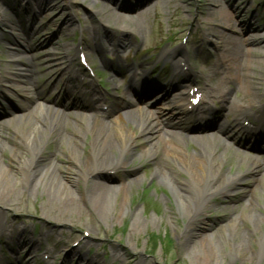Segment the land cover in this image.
Instances as JSON below:
<instances>
[{
	"label": "bare ground",
	"instance_id": "1",
	"mask_svg": "<svg viewBox=\"0 0 264 264\" xmlns=\"http://www.w3.org/2000/svg\"><path fill=\"white\" fill-rule=\"evenodd\" d=\"M167 1L170 4L174 2V0ZM28 2L33 3L31 5H34L35 10L42 11L51 8L55 0L51 4L48 0ZM156 2L157 0H107L110 6H103L96 13V23L90 28L91 31L86 26L84 29L88 36L94 32L92 42L96 43V48L101 54H105L107 50L102 42L100 43L101 40L96 37L100 34L106 35L104 38L108 40L111 47L110 53L115 60L110 66L108 63L105 65L118 75L121 74L118 70L130 71L132 86L137 89L142 103H146V100L151 98L157 90L154 86L145 87L147 86L145 83H150L149 75L153 68L150 67V63H139L137 60L130 62L127 68L125 59H129L127 57L123 60L121 56H124L123 49L139 47L136 37L144 29L149 9ZM201 15L204 24L210 27L209 33L216 39V46L221 54V56L216 55V62L211 70L216 71L218 75L220 69H225L231 71L230 75L218 76L219 80L214 84L196 75L191 68L183 72L177 63L169 69V72L168 67H164V72L162 70L159 72L160 82L168 84L166 87L168 91L174 86L186 85L185 87H188L198 82L201 114L192 115L187 109L179 112L170 109L167 112L158 113L150 108L141 107L136 110L125 105L123 101L124 103L121 104L116 103L109 114L93 115L87 118L82 114H73L74 112L71 111L72 108L81 104L78 97L65 103L63 98L46 95L45 91L53 88V85L47 84L45 85L46 90L40 88L35 92L30 90L32 87L30 83L25 84L22 90L26 93L23 102L12 113L15 115L12 119L15 127H11V131H8L14 144L20 150L7 146L5 136L7 137L8 134L5 133V129L9 126L0 125V176L4 177V180L0 178V202L7 201L9 194L13 196L21 192L26 197L36 195L41 199L40 212L45 217H51V214L54 215L61 210L72 209L97 217L105 215L110 209L114 217H120L125 193L132 187V183L141 179L138 176V169L142 166H130L134 161L138 164L140 160H149L152 163V177L167 187L170 198L179 211L178 217L182 220V229L176 237L179 238V245L182 249L188 248L190 264H213L215 259L222 258V250L231 262L238 260L237 264H264V192L258 193L257 190V187L264 186V164L257 159L245 158L243 154L230 149L223 140L225 138L235 140L242 129L247 139L250 131L240 126L241 117H247L249 110L252 109L255 114L264 113V74L258 70V66L264 68V39L250 42V47L247 48L244 40H238L237 37L222 31L223 28L235 31L230 12L223 4L215 2L209 6V9L202 11ZM7 21L6 16L0 15V26L7 24ZM12 25L16 24L12 22ZM68 25L65 21L61 29L71 32L72 29ZM212 25L218 26L221 30ZM247 26L244 24L248 30L262 31L255 23V19ZM101 27H104V31L98 30ZM35 30L29 31L33 34V39L37 34ZM9 40H15V38L11 37ZM199 41L209 43L206 37ZM84 45L86 50L90 48V45L86 43ZM91 45L93 47V44ZM180 52L181 48L165 49L158 61L173 60ZM63 56L68 58L65 54ZM258 59L259 62H257ZM67 60L72 62L71 58ZM15 61L16 63L22 62L19 59ZM48 68L51 69L52 66ZM49 72H56L58 78L66 77L65 97L67 98L72 89L71 82L76 81L77 74L59 68L49 70ZM8 74L19 78L14 70L1 74L0 93L3 92L6 84L14 81V79L7 78ZM105 75L114 81L108 73ZM86 85L90 87L93 95H100L93 80L88 81ZM144 88L146 90H142ZM231 90L242 93L245 106L231 99ZM31 91H34L35 97L28 95ZM184 94L186 91L175 95H168L167 92L154 99V102L156 104L164 102V105H169ZM128 96V92H124V100ZM194 98L193 96L191 100ZM36 101L47 102L51 105L41 107L36 104ZM133 103L137 104V101ZM208 103L213 105L209 106ZM216 103L219 107H216ZM226 114L230 115L232 120L219 124V117ZM18 127L21 128V133L14 135ZM194 128L200 132L191 134ZM187 135L192 139H187ZM258 136H264V129L257 132L255 138L257 139ZM189 142L194 143L196 152L193 154H188L181 148ZM238 143V146H249L246 141L244 143L238 141ZM46 148H52V150L44 155ZM84 148L83 152H79ZM7 150L9 151V170H5L2 166L3 157H1ZM228 153L246 160L248 165L246 174H222V164L227 160L230 161ZM58 159H64L76 166L78 177H68L67 172H73L71 165L60 163ZM174 164H178L182 170H178ZM107 170H113L124 176L119 178L115 186L96 180L100 173ZM180 174L184 179L179 177ZM10 175L15 179L13 182L6 179L10 178ZM245 177L250 179V183L248 189L242 191L244 200L241 204L244 202L246 204L238 207L241 213L240 218H234L230 214L235 207H232L233 203L229 206L231 202L229 200L230 202H219L217 207H221V210H215L217 213L223 212L221 215L223 221L226 222L223 226L216 228L202 224L196 225V222L202 221L199 218L204 216L205 211L210 208L207 203L209 198L214 196L223 198L226 195L232 197L237 191L236 187L243 183ZM78 179L82 182L80 188L82 196H77L72 188ZM1 210L3 209L0 208V214ZM131 218L133 219L131 230H133L137 228L140 221L135 214ZM242 219L250 225L253 224L248 226L251 234L258 230L259 225L263 226L262 232L255 236L256 249L251 253L241 246L233 247L224 240L220 241L223 236L227 240L228 238L239 239L237 226ZM24 232L20 233L18 230L16 235H11V233L9 235L7 227L4 224L2 227L0 225V238H8L10 243L17 242L16 244L22 245L24 249L30 247L31 256L35 254L36 247L40 244L31 246V241L24 239ZM43 237L42 235L36 241H41ZM115 257L118 259L119 255ZM0 264H3L1 259ZM23 264H25L24 261Z\"/></svg>",
	"mask_w": 264,
	"mask_h": 264
},
{
	"label": "rangeland",
	"instance_id": "2",
	"mask_svg": "<svg viewBox=\"0 0 264 264\" xmlns=\"http://www.w3.org/2000/svg\"><path fill=\"white\" fill-rule=\"evenodd\" d=\"M28 1L31 0H0V15L8 18L7 24L0 26V75L6 71L14 70L19 76L16 78L12 74L7 75V78L14 79V81L6 84L3 92L1 91L3 98L0 99V110L3 116L7 111L11 112L12 107L17 108L19 106L25 95L20 93L21 88H24L26 83H30L32 86L30 90L36 92L37 88L44 90L45 85L55 82L53 91L59 88L56 91L58 92L56 96L62 98L67 83L65 77L58 78L56 72H49V70L56 68L77 74V80L71 82L72 89L77 92L76 96L79 92L77 87L81 85L79 79L84 80L83 82L93 80L95 87L101 93V97L105 99L109 97L121 98L126 90H130V71H120L121 75H116L105 67V63L110 66L115 60L110 53L111 47L108 40L104 38L106 35L100 34L96 37L101 40L100 43L102 42L103 47L107 50L105 54H101L96 48V43L92 42L94 32L88 36L84 31L85 26L90 29L96 23V13L103 6H110L107 0H91L93 3L89 0L81 2L80 0H55L53 3L54 0H48L50 4L52 3L51 8L42 11L35 10L34 5H31L33 3ZM215 2L223 4L230 12L235 28V31L226 28H223L222 31L237 37L238 40H244L248 44H246L247 48L250 47V42L264 39V0H174L171 4L167 0H157L156 4L149 9V14L144 22V29L136 37L139 47L122 50L124 55L121 56L122 59L127 57L129 59H126V67H129L130 62H133L132 60H137L139 63H150V67L153 68L152 74L149 75L150 84L161 88L160 90H162V84L158 83L157 72L161 70L164 72V67H170L171 63L176 64L178 61H182L180 62L182 65L185 64L182 67L184 72H187L185 69L189 67V70L191 68L196 75L208 79L210 83L216 84L219 80L218 76H226V74L229 76L231 71L220 69L217 75L216 71L211 70L216 62V55L221 56V54L216 46L217 41L209 33L210 27L208 24H204L201 14ZM254 19L257 26L261 28V32L248 30L244 27V24L247 26ZM9 21L11 23H8ZM65 21L72 29L71 32L61 29ZM12 22L16 25H12ZM212 26L221 30L218 26ZM103 28H98V30L104 31ZM31 29L37 30L34 39L33 34L29 33ZM11 37L15 40H9ZM204 37L208 39L209 43L199 41ZM81 43L83 44L81 45ZM84 43L90 45L88 50L84 47ZM177 48H181V52L173 60L161 59L158 61L163 50ZM79 51H83L91 64V73L78 66L77 55ZM56 53L60 55H54ZM64 54L68 57L67 59L73 60L72 63L64 58ZM17 59L22 62L16 63L15 60ZM259 61L258 59L257 62ZM48 66H52V68L49 69ZM258 70L264 74L263 67L258 66ZM103 72L110 74L109 76L113 77L114 81L104 75ZM108 82L109 87H106ZM61 84L64 85V90H61ZM166 85L168 86V84ZM193 85L195 86L191 87V90L200 87L198 82H194ZM163 86L165 85L163 84ZM185 86H174L171 89V94L180 90L183 92L186 89ZM225 87L227 86L225 85ZM46 94L48 97L54 96L53 92ZM28 95L35 97L32 91ZM230 96L232 100H237L245 106L241 92L231 90ZM183 98L185 101L182 103L185 106L189 100ZM130 99L135 100L133 97ZM105 102L106 105H110L107 101ZM118 103H122V99H119ZM36 104L41 107L49 106L43 101H36ZM125 104L136 110L147 106V104L140 106L128 103V100ZM209 105L212 106L213 104L209 103ZM215 105L219 107L217 103ZM171 108L174 110V104L164 105L162 102L150 106V109L157 111V113ZM248 113L247 117H241V124L250 126L249 123L254 121L264 127V113L255 114L254 109L249 110ZM73 114L78 115L75 112ZM81 114L83 117L87 116L85 113ZM12 117L11 114L0 117V125L9 126L6 128L7 130L5 129V133L8 134L7 137L5 136L7 146L20 150L8 133L11 131V127L15 125L12 122ZM227 120H232L228 114L221 115L218 119L219 124ZM196 129L194 128L195 131L193 130L191 134L200 132ZM16 130L17 133L14 135H19L21 128L18 127ZM187 139H192V137L187 135ZM236 139L238 140V136ZM226 143L229 148L243 154L245 158L257 159L261 161V164H264V151L260 153L251 149H238L233 140H227ZM181 148L188 154L196 152L194 143L189 142L182 145ZM50 150L52 148H46L44 155ZM84 150L85 148L80 149L79 152ZM8 154L9 151L7 150L1 155L3 157L2 166L5 170H9ZM228 155H230V161L226 159L227 162L222 164V174L231 175L235 173L241 175V173H245L248 168L246 160L242 157L232 156L231 153ZM63 157L65 156L63 155ZM58 161L71 165L73 172H67L68 177H78L76 166L64 159H58ZM151 164L149 160H140V163L137 164L134 161L130 166H142L138 169V176L141 179L132 183V187L125 193L120 217H114L113 211L110 209L101 217L73 209L61 210L59 213L51 214V217H45L40 212L41 199L38 196L26 197L21 192L13 196L9 194L7 201L0 202V208L3 209L0 214L1 227L4 224L9 235L10 233L16 235L18 230L20 233L25 231L23 233L24 239L31 241V246L38 243L40 246L38 245L39 248L36 247L35 254L30 256V247L24 249L21 247L22 245H17V242L10 243L8 238H0L2 263L23 264L24 261L25 264H190L188 248L182 249L179 245V238L176 237V234L182 229V220L178 217L179 211L170 198L167 187L152 177ZM175 167L180 171L182 170L178 164ZM122 176L124 175H119L113 170H107L100 173L96 180L115 186ZM179 177L184 179L182 174ZM0 178L4 180V177L0 176ZM6 179L10 182L15 180L11 175L10 178L7 177ZM249 180L245 177L243 183L236 187L237 191L232 197L226 195L223 198L220 196L209 198L207 203L210 208L205 211L204 216L199 218L202 221L196 222V225L202 224L216 228L223 226L226 223L221 215L223 212L217 213L215 210H221V207H217L219 202H230L229 200H231L229 206L233 203L232 207L236 208L232 209L230 214L234 218L239 217L241 213L238 207L246 204V202L241 204L244 200L242 191L248 189ZM81 183V180L78 179L75 186L72 187L77 196H82L80 193ZM257 190L258 193L264 192V186L257 187ZM133 214L139 217L140 224L131 230ZM252 225L242 219L237 226L239 239L228 238L229 240H227L223 236L220 241L224 240L233 247L241 246L250 253L254 252L256 249L254 245L255 236L262 232L263 226L259 225L258 230L251 234L248 226ZM42 235L44 237L41 238V241H36ZM220 241L218 242L220 243ZM118 255L117 259L115 256ZM221 257L220 260L215 259L213 264H237L238 262V260L231 262L229 257H226L224 250H222Z\"/></svg>",
	"mask_w": 264,
	"mask_h": 264
}]
</instances>
